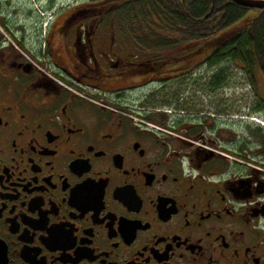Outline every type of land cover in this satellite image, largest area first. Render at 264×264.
I'll use <instances>...</instances> for the list:
<instances>
[{
    "label": "flooded vegetation",
    "instance_id": "obj_1",
    "mask_svg": "<svg viewBox=\"0 0 264 264\" xmlns=\"http://www.w3.org/2000/svg\"><path fill=\"white\" fill-rule=\"evenodd\" d=\"M8 1L0 264H264V112L220 110L218 64L125 55L105 25L125 0L45 25Z\"/></svg>",
    "mask_w": 264,
    "mask_h": 264
},
{
    "label": "trees",
    "instance_id": "obj_2",
    "mask_svg": "<svg viewBox=\"0 0 264 264\" xmlns=\"http://www.w3.org/2000/svg\"><path fill=\"white\" fill-rule=\"evenodd\" d=\"M163 1L172 5L153 10L158 46L144 51L140 64L230 61L253 85L264 78V9L232 0H154Z\"/></svg>",
    "mask_w": 264,
    "mask_h": 264
},
{
    "label": "rangeland",
    "instance_id": "obj_3",
    "mask_svg": "<svg viewBox=\"0 0 264 264\" xmlns=\"http://www.w3.org/2000/svg\"><path fill=\"white\" fill-rule=\"evenodd\" d=\"M54 2L50 4L49 2ZM70 0H9L2 5L3 9L12 14L30 16V20L39 14L43 18V25L47 17L67 6ZM158 3V4H157ZM172 4L168 2H154V0H126L120 5L109 7L106 25L107 33L115 36L116 47H122L125 55L130 53L142 56L144 51L158 46L159 38L152 31L154 25V11L160 8H169ZM47 7V9L45 8ZM115 25V27H114ZM117 28V30H116ZM119 50V49H118ZM200 67L199 72L204 73L207 79L212 73L206 63ZM225 81V89L221 90L219 105L221 111L236 112L237 116L243 117L239 120L249 122V116L264 112V78L260 75L257 83L253 85L245 71L230 61L218 64ZM213 70V69H212ZM198 72L193 73V77ZM251 112V115H250ZM247 115V116H246ZM245 116V117H244ZM253 119H256L255 117ZM260 124V123H259Z\"/></svg>",
    "mask_w": 264,
    "mask_h": 264
},
{
    "label": "water",
    "instance_id": "obj_4",
    "mask_svg": "<svg viewBox=\"0 0 264 264\" xmlns=\"http://www.w3.org/2000/svg\"><path fill=\"white\" fill-rule=\"evenodd\" d=\"M249 8L264 9V0H232Z\"/></svg>",
    "mask_w": 264,
    "mask_h": 264
},
{
    "label": "bare ground",
    "instance_id": "obj_5",
    "mask_svg": "<svg viewBox=\"0 0 264 264\" xmlns=\"http://www.w3.org/2000/svg\"><path fill=\"white\" fill-rule=\"evenodd\" d=\"M143 55V54H142ZM245 117V116H244Z\"/></svg>",
    "mask_w": 264,
    "mask_h": 264
}]
</instances>
